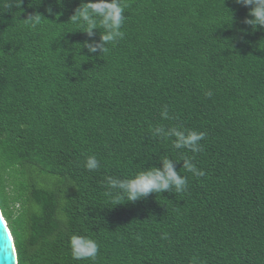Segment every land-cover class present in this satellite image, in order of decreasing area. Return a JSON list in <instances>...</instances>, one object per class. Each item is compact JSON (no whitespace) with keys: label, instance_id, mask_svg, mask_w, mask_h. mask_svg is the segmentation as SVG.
I'll return each instance as SVG.
<instances>
[{"label":"trees","instance_id":"obj_1","mask_svg":"<svg viewBox=\"0 0 264 264\" xmlns=\"http://www.w3.org/2000/svg\"><path fill=\"white\" fill-rule=\"evenodd\" d=\"M86 2L0 0V209L17 264H264V30L235 0H122L123 39L89 54L70 18ZM160 125L205 132L203 150L153 137ZM185 155L205 173L176 162L185 192L112 206L108 177ZM74 233L98 242L95 262L72 259Z\"/></svg>","mask_w":264,"mask_h":264},{"label":"clouds","instance_id":"obj_2","mask_svg":"<svg viewBox=\"0 0 264 264\" xmlns=\"http://www.w3.org/2000/svg\"><path fill=\"white\" fill-rule=\"evenodd\" d=\"M59 3V0H56ZM239 5L245 6L248 9V16L243 20V23L256 29L257 26L264 30V0H235ZM19 3L17 7H19ZM127 4L122 0H87L75 9L71 15L73 23H81L88 39L80 44L87 50L89 54L107 53L109 45H114L120 39H123L124 33L121 31L126 15L125 9ZM45 12L58 16L59 12H54L51 6L45 8ZM58 14V15H57ZM41 17L45 18L40 13L28 15L25 20L32 27L40 23ZM232 16L230 13V22ZM223 24V23H221ZM220 24V25H221ZM230 24V23H228ZM94 29H99V38L96 39ZM241 33V38L245 32L244 29H238ZM69 32V31H65ZM78 49V50H79ZM90 58V56H85ZM75 74V73H74ZM205 95L211 97V90H208ZM160 116L164 120L172 119L169 115L167 105L163 106ZM153 137L160 139H171L172 146L177 149H185L193 154L203 150L201 141L205 138L206 133L203 131L190 130L183 125L172 127H164L163 125L155 126L150 133ZM160 166L150 165L135 172L129 177H108L106 180L108 195L112 198V206L122 204L124 202L135 203L138 200L147 198L150 194H161L162 192L182 193L187 190L189 179L186 175H182L175 167V163L182 161V166L185 172L191 173L194 177H202L204 171L196 166L193 158L182 156L180 159L171 157H162L159 159ZM100 161L95 155H89L84 167L89 171L99 169ZM70 254L73 260L76 261H92L95 262L98 257L100 246L98 242L89 235L72 234L69 237ZM192 264H197L194 260Z\"/></svg>","mask_w":264,"mask_h":264},{"label":"water","instance_id":"obj_3","mask_svg":"<svg viewBox=\"0 0 264 264\" xmlns=\"http://www.w3.org/2000/svg\"><path fill=\"white\" fill-rule=\"evenodd\" d=\"M8 236V237H7ZM0 264H17L13 236L0 209Z\"/></svg>","mask_w":264,"mask_h":264},{"label":"snow or ice","instance_id":"obj_4","mask_svg":"<svg viewBox=\"0 0 264 264\" xmlns=\"http://www.w3.org/2000/svg\"><path fill=\"white\" fill-rule=\"evenodd\" d=\"M8 237V236H7Z\"/></svg>","mask_w":264,"mask_h":264}]
</instances>
